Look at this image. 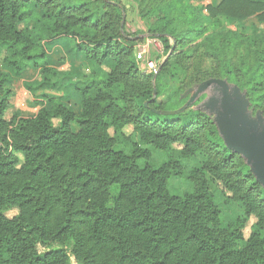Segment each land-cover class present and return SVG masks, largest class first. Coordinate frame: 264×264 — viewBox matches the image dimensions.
<instances>
[{
    "label": "trees",
    "instance_id": "16d2710c",
    "mask_svg": "<svg viewBox=\"0 0 264 264\" xmlns=\"http://www.w3.org/2000/svg\"><path fill=\"white\" fill-rule=\"evenodd\" d=\"M129 1L163 46L157 72L142 70L136 35L122 26L126 6L117 1L0 0V53L8 47L11 70L60 36L78 39L109 68L81 88L80 114L52 99L35 116L11 118L10 75L0 70V264H264V187L226 147L213 114L199 107L207 94L164 113L183 106L184 92L201 80L188 77L186 64L196 42L222 57L208 77L238 84L253 113L259 110L264 38L253 63L235 65L228 47L250 36L227 29L221 17L264 22V0ZM36 66L41 85L51 84L57 70ZM155 150L164 156L158 166ZM199 155L202 164L186 173L193 190L172 193L170 179ZM216 189L240 203L243 215L227 221Z\"/></svg>",
    "mask_w": 264,
    "mask_h": 264
},
{
    "label": "rangeland",
    "instance_id": "374dc122",
    "mask_svg": "<svg viewBox=\"0 0 264 264\" xmlns=\"http://www.w3.org/2000/svg\"><path fill=\"white\" fill-rule=\"evenodd\" d=\"M114 1L126 6L127 10L124 13L123 24L128 33H131L134 36L136 35L137 42L135 44V53L138 54L141 49L144 47L147 48V52L144 54V59H140L142 70L150 71L147 68L146 63L147 60H153L155 71H157L160 62L165 58L161 42L149 36L146 26L147 20L139 13L138 6L129 0ZM211 1L218 3L221 0H196V3L202 4ZM204 13L207 15L206 11H204ZM221 22L227 27V29L239 30L247 36H250L249 39L239 38L235 42H231V45L228 47V53L232 56L233 63L235 65L253 63L255 60V52L257 48H259V36L264 38V22L259 21L256 17L241 21L221 17ZM254 28L257 29L256 33H254ZM78 43V39L68 36H60L51 40L46 39L43 43V50L40 51L39 55L29 57L22 61L23 68L20 71L11 70L5 65L4 58L9 55V52L8 47L4 46L2 48L0 53V70L10 75V81L8 82L7 87L12 90L11 98L15 99L7 114L9 118L12 117L16 110V103L18 104L23 100L27 106V113H29L31 109L38 108L39 106L41 107L53 99L56 102L70 105L75 113L80 114L82 103L80 93L81 88L88 81L95 78H102L104 70H108L109 68L97 63L94 58L89 57L86 53V49L80 48ZM198 45V42L194 45H190L194 50L197 49L194 51L193 55L188 58L186 64L188 67V77L191 78L196 74L200 75L201 80L199 83H201L209 79L208 75H214L219 71V59L222 57L219 59L213 58L206 53L204 47H199ZM36 63L40 66L47 63L49 66L57 70V75L54 77L51 84L41 85L42 83L40 84V81H36V84H32L30 88L27 89L25 83H31L36 77L34 72L41 68H37ZM263 108L264 100L260 103L259 110H262ZM131 129L132 128L129 126L127 131L130 132ZM163 158L162 151H153L152 163L155 166H158L163 161ZM203 158L202 155H199L196 158L184 162L186 169L185 173L181 176H173L169 181V189L172 193L183 195L184 193L193 190V185L186 176V173L190 169L200 166L203 162ZM140 163L144 164L145 162L142 160ZM215 194L216 202L219 204L222 215L227 221L243 215L244 209L240 203L227 201L221 190L216 189ZM16 213L17 210L13 209L8 212V215L13 216ZM253 221L254 219H251L245 229L246 236H248L251 231L250 225ZM52 247L58 248L60 246L54 244ZM39 248L41 251L46 249L42 245H40ZM71 264L80 263L72 258Z\"/></svg>",
    "mask_w": 264,
    "mask_h": 264
},
{
    "label": "water",
    "instance_id": "95a60500",
    "mask_svg": "<svg viewBox=\"0 0 264 264\" xmlns=\"http://www.w3.org/2000/svg\"><path fill=\"white\" fill-rule=\"evenodd\" d=\"M204 93L207 96L199 107L213 114L226 147L245 158L264 187V114L262 110L253 113L247 91L238 84L226 78L211 77L184 92L183 96H190L183 106L164 113H179Z\"/></svg>",
    "mask_w": 264,
    "mask_h": 264
},
{
    "label": "crops",
    "instance_id": "0c3cea01",
    "mask_svg": "<svg viewBox=\"0 0 264 264\" xmlns=\"http://www.w3.org/2000/svg\"><path fill=\"white\" fill-rule=\"evenodd\" d=\"M63 68H65V67H63ZM34 73L36 74V77L34 78L35 80L33 79V81L31 83H25V86L27 87V89H29L32 84H36L35 83L36 81H40V84H41L43 82V80H44L43 73H42L41 69H39L38 71H36ZM15 107H16L15 112L19 113L21 116L32 117V116H35L38 113V111L40 110V108L42 106L41 107L39 106L38 108L31 109V111L29 113H27V110H26L27 106H26V103H24V100H23V101H20L18 104L16 103ZM81 110H82V106H81Z\"/></svg>",
    "mask_w": 264,
    "mask_h": 264
},
{
    "label": "built area",
    "instance_id": "2783aa9c",
    "mask_svg": "<svg viewBox=\"0 0 264 264\" xmlns=\"http://www.w3.org/2000/svg\"><path fill=\"white\" fill-rule=\"evenodd\" d=\"M147 52V48H143L141 49L138 54H137V58L138 59H144V54ZM146 66L149 70H155V64L153 60H147Z\"/></svg>",
    "mask_w": 264,
    "mask_h": 264
}]
</instances>
